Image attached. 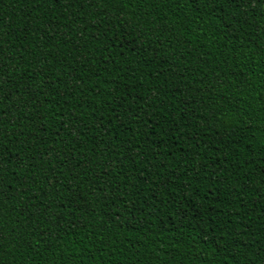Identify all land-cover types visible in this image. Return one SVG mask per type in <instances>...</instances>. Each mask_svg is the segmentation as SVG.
I'll use <instances>...</instances> for the list:
<instances>
[{
	"label": "trees",
	"instance_id": "1",
	"mask_svg": "<svg viewBox=\"0 0 264 264\" xmlns=\"http://www.w3.org/2000/svg\"><path fill=\"white\" fill-rule=\"evenodd\" d=\"M0 264H264V0H0Z\"/></svg>",
	"mask_w": 264,
	"mask_h": 264
}]
</instances>
